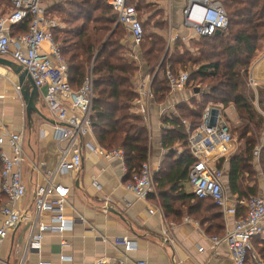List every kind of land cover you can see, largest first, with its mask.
I'll list each match as a JSON object with an SVG mask.
<instances>
[{"label":"trees","instance_id":"trees-1","mask_svg":"<svg viewBox=\"0 0 264 264\" xmlns=\"http://www.w3.org/2000/svg\"><path fill=\"white\" fill-rule=\"evenodd\" d=\"M108 1L54 0L45 11L47 16H57L64 24L56 39L71 89L77 91L89 72L92 73V132L105 149L123 151L126 179L129 180L140 172L146 161L149 141L143 120L131 109L137 96L131 80L138 66L123 57L126 46L121 43L119 34L124 29L116 25V14ZM219 2L227 14L228 27L210 38L199 39L194 44L197 49L193 55L181 40L169 51L164 37L145 33L151 24L154 29L157 24L164 25L160 9L148 1L127 0L135 7L143 28L140 49L146 72L150 75L156 73L151 83L154 102L163 103L169 95L167 72L189 73L186 86L191 93L199 92L203 85L209 88L207 93H198L200 96L189 100L193 108L187 102H181L176 106L178 115L161 118L165 128L161 131L160 143L167 152L162 169L155 176V183L166 215L179 214L180 207L187 205L189 214L201 224L205 222L202 215L211 212L217 223L213 236L223 233V226L219 223L220 212L216 213V207L210 200L186 195L181 187L195 162L187 149L188 135L183 121L187 122L190 131H194L201 124L209 102L219 104L222 109L233 106L239 122L230 126L226 124L239 146L224 165V189L237 199L259 195L260 182L254 167L257 149L259 168L264 173V88H257L255 94L247 84L251 63L263 50L260 45L264 42V0ZM159 15L163 16L160 21L157 19ZM28 25L26 21L12 27L16 29L15 34L20 35L28 32ZM180 147L186 149L177 159L175 152ZM247 175L252 178V185H245ZM177 202L180 207L174 208ZM237 214L238 218L244 216L245 209L238 208ZM262 246L264 248V243ZM263 251L257 253L264 261Z\"/></svg>","mask_w":264,"mask_h":264},{"label":"built area","instance_id":"built-area-1","mask_svg":"<svg viewBox=\"0 0 264 264\" xmlns=\"http://www.w3.org/2000/svg\"><path fill=\"white\" fill-rule=\"evenodd\" d=\"M8 2L9 13L0 16V57L20 65L33 81L55 123L53 138L58 145L55 167L46 173L45 183L35 187L32 203L26 208L22 204L26 193L21 172V166L26 160L22 148V133H7L0 137V190L5 196L4 201L0 203V251L10 233L24 221L29 226L26 255L33 251L39 252L44 237L50 234L60 237L61 249L70 246L64 238L72 232L74 226V221L69 219L65 212L69 190L56 182V177L80 171V141L92 132L93 76L90 71L77 91L71 89L60 45L56 39L60 27L55 19L46 15L43 0ZM107 4L116 14V25L124 29L134 46H139L143 28L135 7L129 5L127 0H109ZM26 21L29 22L28 32L11 36V27ZM228 23L227 14L217 0H187L182 9V26L189 30L195 39L210 38L217 32L226 30ZM44 43L47 44L45 54L41 51ZM188 78L185 71L177 74L167 72L169 92L186 88ZM252 82L250 80L253 87ZM139 90L145 99L152 97L150 85L143 84ZM183 125L186 126L184 122ZM186 133L187 149L195 160L189 169L187 180L193 196L199 200H210L224 216L234 217L238 208L245 209V215L237 218L232 226L226 227L221 236L208 238L211 247L215 249L226 246L234 264H246L249 255L257 264H261L252 252L251 241L264 233V197L252 196L248 199L229 201L225 195L224 171L219 167V163L231 153L233 140L222 112L206 107L199 127ZM102 153L106 160H119L123 172L127 171L122 150L114 149ZM258 153L259 149L254 153L255 158H258ZM124 189L139 200H145L155 192L154 171L147 162L142 164L139 173L132 175ZM107 206L105 203L103 209ZM162 234L167 238L166 229L162 230ZM115 245L122 246L125 251L135 248V245L126 239L115 240ZM59 261L68 262L71 258L61 254ZM104 263V260L95 262ZM180 263L172 261L171 264ZM0 264L9 263L0 255ZM20 264H24V258ZM112 264L147 263L144 260H119Z\"/></svg>","mask_w":264,"mask_h":264},{"label":"crops","instance_id":"crops-1","mask_svg":"<svg viewBox=\"0 0 264 264\" xmlns=\"http://www.w3.org/2000/svg\"><path fill=\"white\" fill-rule=\"evenodd\" d=\"M4 1L6 3L4 6L0 4V16H5L10 11L8 0ZM147 1L156 7L160 4L158 1ZM186 1L174 0L171 3L168 0L167 6L158 7L164 17L171 18L169 28H176L171 33L167 32L166 38L169 44L173 42V38H180L188 45V40L194 38L191 32L182 26V9ZM15 32L16 29L11 27V36L19 34ZM173 32L176 33L175 37H171ZM131 46L133 53L135 46L133 44ZM170 46L167 48L169 51L172 50ZM41 51L47 53L46 43L42 45ZM155 76L149 77L142 65L131 80L134 92L137 94L131 109L141 117L147 130L149 152L144 163L147 162L154 171L155 192L145 200H139L126 191L124 187L129 181L126 179L127 171L123 172L119 160L103 158L102 152L109 150L102 147L91 132L80 141L82 156L80 171L68 172L56 177V182L69 190L65 212L67 217L74 221V226L72 232L66 234L64 238L68 240L70 246L61 249L60 237L50 234L44 237L39 252L33 251L25 255L29 234V226L25 223L17 226L2 245L0 255L3 260L9 264H20L23 258L24 264L38 262L95 264L97 260H104V264H112L119 260H144L147 264H171L172 261H180V264H234L226 246L222 245L215 249L211 247L208 238L216 233L217 224L211 212L202 215L205 222L201 224L189 214L187 205L180 207L179 202L174 205V208H181L179 214L166 215L164 212L155 183V176L162 169L167 152L160 143L161 131L165 128L161 118L178 115L176 106L181 102H187L188 106L193 108L188 103L189 100L203 93L200 91L191 93L186 87L169 92L166 100L157 104L153 96L145 99L139 90L143 84L150 85L151 88ZM249 76L254 81L255 88H264V51L253 60ZM19 89L17 77L6 67L0 66V137H4L7 133H22V148L26 159L21 166L22 181L26 191L22 204L27 208L32 203L35 187L45 183L46 173L51 172L56 165L58 145L53 138L55 123L42 101L41 94L35 103L38 113L31 111L27 117ZM184 123L186 125L184 128L187 127L186 132L190 131L187 122ZM184 149L185 147H180L176 150L177 159ZM226 162V159H222L219 163L223 171ZM254 167L258 172L257 176H261L258 158L254 159ZM187 180L181 184V187L186 195L193 196ZM224 192L229 201L238 200L228 194L226 189ZM258 196L264 197V184L260 185ZM4 199L5 196L0 190V203ZM105 203L108 206L104 210ZM214 210L221 214L219 223L223 226V233L225 228L232 226L238 218V210L234 217L224 216L217 207ZM185 219L188 221L186 222ZM1 221L0 215V226ZM163 229L167 230V238L162 234ZM119 239L130 241L135 248L125 251L122 246L115 245V240ZM263 243L264 233L251 241L252 252L261 264H264V261L257 251L264 249ZM61 254L69 256L71 261L61 263L59 261ZM246 264H257V262L249 255Z\"/></svg>","mask_w":264,"mask_h":264},{"label":"rangeland","instance_id":"rangeland-1","mask_svg":"<svg viewBox=\"0 0 264 264\" xmlns=\"http://www.w3.org/2000/svg\"><path fill=\"white\" fill-rule=\"evenodd\" d=\"M142 1V0H141ZM143 1H147V0H143ZM149 1H151V2H156V1H158L160 4L159 5H157V8L160 6V7H165V6H167V1L168 0H149ZM176 2H179V1H181V0H175ZM220 1V0H219ZM51 2H54V0H44V7L47 9L50 5H51ZM170 2L172 3V2H174V0H170ZM3 3V4H2ZM0 4L1 5H5L6 3H5V1L4 0H0ZM0 5V6H1ZM153 11H155V9L153 8L152 9ZM48 12V11H47ZM157 12V11H156ZM144 13V12H143ZM171 16V15H170ZM48 17H50V18H52V19H55L56 20V22H57V24L59 25V30H58V34H57V37H58V35H59V33H60V31H61V29H63L64 28V24L60 21V19L57 17V16H52V15H50V14H48ZM143 19H145L144 17H143ZM157 19H158V21H160V19H163V16L162 15H159L158 17H157ZM164 19L166 20L165 22H164V25L163 26H160L159 24H157V26H156V28L154 29V28H151V26H152V24H151V26L150 27H147L146 29H145V33H147V34H151V33H154L155 35H159V36H162V37H164V39H165V41H166V48L167 47H169L171 44V46L170 47H172L173 48V46H174V44H178L179 42H178V40H180V38H173V42L171 43V44H169L168 43V41H167V38H166V35H167V32H172V30H174V29H176L175 27H174V29H170L169 27V25H170V17H164ZM155 21H157V20H155ZM173 26V25H172ZM181 27V26H180ZM173 28V27H172ZM171 30V31H170ZM232 30H234V27L232 28ZM121 34H119V36H122V41H121V43L123 44V45H125L126 46V50L123 52V57L125 58V59H127L128 61H133V62H135L136 64H137V66H138V70H139V67H141L142 65L145 67V64H144V61H143V59H142V56H141V49H140V45L139 46H135L134 47V52L132 53L131 51H132V44L130 43L131 41H130V39L128 38V35L126 34V32L124 31H122L121 30V32H120ZM174 33V32H173ZM175 35H176V33H174V34H172V36L171 37H175ZM197 41H199V39H195V38H192L191 37V39H189L188 40V45L187 44H185V48H187V49H189L190 51H191V53H193V55H195V52H196V50L195 49H197L196 47H195V43L197 42ZM261 47H262V51H260L259 53H258V55L259 54H261L263 51H264V42L260 45ZM260 47V48H261ZM129 54V55H128ZM257 55V56H258ZM257 56L255 57V59L257 58ZM139 62H141L142 64H140ZM252 64V63H251ZM251 67V66H250ZM249 70H250V68H249ZM145 71H146V67H145ZM138 72V71H137ZM180 72V71H179ZM141 73V72H140ZM249 73V72H248ZM137 74V73H136ZM135 74V75H136ZM156 73H154V75H155ZM189 74V73H188ZM147 75L149 76V77H151L152 75H150V74H148L147 73ZM152 78V77H151ZM150 78V79H151ZM252 78H250V76H248V79H247V84L251 87V83H250V80H251ZM253 84H254V86H253V88L251 87V89H252V91H254V90H256L257 91V88H255V83H254V81L252 82ZM187 87V86H186ZM199 91L200 92H202L203 94H205V93H207L208 91H209V88L206 86V85H203V86H201L200 88H199ZM254 93H256V92H254ZM255 105H256V108H257V110H258V106H257V101H255ZM206 107H210V108H213V109H218L219 111H221L222 112V115H223V118H224V120H225V122L230 126V125H236L239 121H238V117H237V114H236V112L234 111V108H233V106H229V107H227L226 109H222L220 106H219V104H217V103H214V102H209L208 104H206V106H205V109H206ZM204 109V110H205ZM258 112H260L261 113V111L260 110H258ZM264 114V113H263ZM231 137H232V140H233V149H232V151H231V153L227 156V157H225V159H226V161L228 162V160L230 159V157H231V155L233 154V153H235V151L238 149V143L236 142V140H235V137L231 134ZM113 149H117V148H113ZM186 149V148H185ZM184 151V150H183ZM183 153V152H182ZM181 153V154H182ZM260 169V168H259ZM263 171H261V176H257L258 178L257 179H259V182H260V185H263L264 184V173H262ZM250 180H252V178H249V175H247L246 176V178H245V185L248 183V185H252V183H250Z\"/></svg>","mask_w":264,"mask_h":264},{"label":"water","instance_id":"water-1","mask_svg":"<svg viewBox=\"0 0 264 264\" xmlns=\"http://www.w3.org/2000/svg\"><path fill=\"white\" fill-rule=\"evenodd\" d=\"M218 34V32L216 33ZM0 66L6 67L9 69L18 80L19 85V93L21 95L22 101L25 105L27 117L29 116L31 111L38 113V110L35 107V103L37 99L40 97L38 89L35 87L33 81L29 77V75L22 69L20 65L12 62L9 59L0 57ZM198 91L195 90V93ZM28 215V213H27ZM25 224V222H20L17 226H21Z\"/></svg>","mask_w":264,"mask_h":264}]
</instances>
